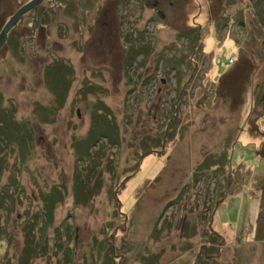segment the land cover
<instances>
[{"label": "rangeland", "instance_id": "374dc122", "mask_svg": "<svg viewBox=\"0 0 264 264\" xmlns=\"http://www.w3.org/2000/svg\"><path fill=\"white\" fill-rule=\"evenodd\" d=\"M263 223L264 0H41L9 29L0 264H264Z\"/></svg>", "mask_w": 264, "mask_h": 264}, {"label": "water", "instance_id": "95a60500", "mask_svg": "<svg viewBox=\"0 0 264 264\" xmlns=\"http://www.w3.org/2000/svg\"><path fill=\"white\" fill-rule=\"evenodd\" d=\"M41 0H29L26 3L22 4L4 23L2 28L0 29V46L4 43L6 39L7 32L9 29L18 21L21 15L26 13L27 11L34 8L36 4H38Z\"/></svg>", "mask_w": 264, "mask_h": 264}, {"label": "trees", "instance_id": "16d2710c", "mask_svg": "<svg viewBox=\"0 0 264 264\" xmlns=\"http://www.w3.org/2000/svg\"><path fill=\"white\" fill-rule=\"evenodd\" d=\"M15 46H16V45L13 44V48H14V49H15ZM94 142H95V140H92V142H91L90 144H93ZM46 214H47V213H46ZM263 224H264V223H263ZM261 226H263V229H262V230H263V233H264V225H261ZM59 239H60L59 236H57V237H56V241H59ZM31 241L33 242V239H31ZM58 244H59V243L57 242V245H58ZM57 245H56V246H57ZM34 247H35V244H34V243L32 244L31 248H30V246H29V248H30L32 251H33ZM29 248H28V249H29ZM66 250H67V249H66ZM64 264H66V263H64ZM103 264H106V263L104 262ZM146 264H149V263L147 262Z\"/></svg>", "mask_w": 264, "mask_h": 264}, {"label": "built area", "instance_id": "2783aa9c", "mask_svg": "<svg viewBox=\"0 0 264 264\" xmlns=\"http://www.w3.org/2000/svg\"><path fill=\"white\" fill-rule=\"evenodd\" d=\"M229 61H230V59H229Z\"/></svg>", "mask_w": 264, "mask_h": 264}]
</instances>
